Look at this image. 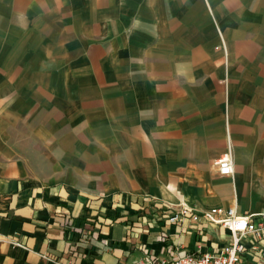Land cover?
I'll return each instance as SVG.
<instances>
[{
  "label": "crops",
  "instance_id": "obj_1",
  "mask_svg": "<svg viewBox=\"0 0 264 264\" xmlns=\"http://www.w3.org/2000/svg\"><path fill=\"white\" fill-rule=\"evenodd\" d=\"M181 204L264 212V0H0V264L229 242Z\"/></svg>",
  "mask_w": 264,
  "mask_h": 264
},
{
  "label": "built area",
  "instance_id": "obj_2",
  "mask_svg": "<svg viewBox=\"0 0 264 264\" xmlns=\"http://www.w3.org/2000/svg\"><path fill=\"white\" fill-rule=\"evenodd\" d=\"M215 163L220 175H231L233 160L230 149L221 152ZM186 216L192 221H207L224 228L229 234V242L213 251L202 253L187 251L171 258L149 256L140 264H242L241 254L244 252L242 237L249 235L257 241L264 239V212L238 213L235 207L221 206L192 212L188 206L181 204L178 210L168 212L162 219L169 223H178ZM157 235L161 240H167L168 235L163 230H158Z\"/></svg>",
  "mask_w": 264,
  "mask_h": 264
}]
</instances>
